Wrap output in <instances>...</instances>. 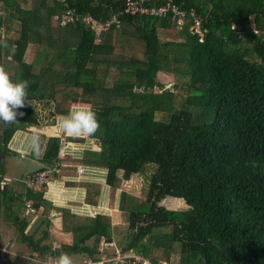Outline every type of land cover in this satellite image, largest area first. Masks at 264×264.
<instances>
[{"label": "trees", "instance_id": "trees-1", "mask_svg": "<svg viewBox=\"0 0 264 264\" xmlns=\"http://www.w3.org/2000/svg\"><path fill=\"white\" fill-rule=\"evenodd\" d=\"M0 1L10 6L19 0ZM43 1V10H26L19 36L0 32V67L13 82H29L31 102L18 110L23 116L15 124L0 122V149L11 151L14 133L40 125L44 110L51 119L68 115L75 102L88 103L100 123L90 136L99 148L86 149L80 161L107 169L111 199L146 165H157L144 196L121 190L128 231L116 239L124 251L154 264H264V0H173L186 14L181 28L170 16L125 14L119 26L100 34L82 22L60 25L55 15L62 4ZM69 1L100 21L125 3ZM192 12L201 19L200 31L192 28ZM5 20L0 13V28ZM31 43L37 50L28 62ZM160 72L185 93L166 87ZM39 135L32 156L44 146V167L52 166L61 137ZM76 185L86 188L87 203L98 202L100 184ZM28 190L26 199L60 212L64 231L73 235L71 244L38 248L44 258L83 252L101 259V239L117 234L110 215L74 214L52 206L43 196L46 186ZM168 196L187 206L160 205ZM25 209L22 196L0 183V220L23 234Z\"/></svg>", "mask_w": 264, "mask_h": 264}, {"label": "crops", "instance_id": "crops-1", "mask_svg": "<svg viewBox=\"0 0 264 264\" xmlns=\"http://www.w3.org/2000/svg\"><path fill=\"white\" fill-rule=\"evenodd\" d=\"M44 6H46V2L43 0H19L10 6H7L4 1H0V13L6 19V24L0 28L2 36L6 38L19 36L20 19L29 15L26 10L30 8L43 10ZM39 31L31 33L30 36L37 37ZM44 32L47 31L44 30ZM36 50V44L31 43L24 54L26 61L31 62L33 60ZM73 107L90 108V105L84 102H75L72 104L70 112ZM68 115H57L50 119L47 110H44V113H41L40 125L30 127L27 130H17L14 133L7 147L11 151L7 154L4 152L5 172L3 175L0 173L1 187L8 186L16 195H21L25 202L26 200L33 201V199H26L28 189H37L27 187L24 178L29 173L42 169L46 165L42 160L45 151L44 146L38 156H32L33 140L35 137L39 138V134H44L46 139L51 136H60L62 140L60 153L58 159L52 164L56 165L57 170L50 177V182L43 194L44 198L52 203V206L69 208L74 214L89 217L98 213L108 214L112 217L115 232V219L121 215L119 210L121 189L117 191L114 199H111V187L106 182L107 169L80 161L86 149H96L99 148V145L92 137L82 138L81 141L70 140L71 136L64 132L61 127V121ZM1 136L2 131H0V139ZM30 163L32 165L26 167ZM78 182H93L101 185L96 204L86 202V188L82 185H76ZM20 220L24 230L23 234L18 231L16 225L0 220V264H42L43 261L47 260L55 261L56 259L51 256L44 258L37 249L45 246V248L56 249L63 244L73 242V235L64 231L62 227L60 212L50 205L47 208L38 207L35 212H32L26 204V209L21 214ZM116 233L117 236L115 235L116 237L114 236L109 240H114L121 247L116 239L120 237V232L117 231ZM105 240L108 239H101L100 242L101 259L93 261L83 252H72L69 256L73 264H105L108 262L106 261L108 254L103 247ZM1 247H5L6 250H2Z\"/></svg>", "mask_w": 264, "mask_h": 264}, {"label": "built area", "instance_id": "built-area-1", "mask_svg": "<svg viewBox=\"0 0 264 264\" xmlns=\"http://www.w3.org/2000/svg\"><path fill=\"white\" fill-rule=\"evenodd\" d=\"M63 6L61 14L55 16L62 26L74 23L82 22L89 25L98 34L104 31H108L112 25L119 26L121 24V16L129 14L136 15H149L156 17H172L178 21L179 28L183 26L185 21V11L182 10L173 0H167L160 5H150L147 0H125L122 8L116 11L109 19L105 21L97 20L91 13L80 12L76 6L72 5L69 0H57ZM193 16L192 28L195 31H200L202 27L201 19L195 15V12L191 13ZM56 165L39 169L33 173H29L24 178L26 186L29 188L41 190L47 186L50 182V177L54 171H56ZM26 204L30 211L35 212L36 208L33 206L32 200H26ZM103 247L108 254L106 261L112 264H154L149 258L139 252L123 251L114 240H105ZM2 250H6L5 247H1ZM42 264H55V261L47 260Z\"/></svg>", "mask_w": 264, "mask_h": 264}, {"label": "clouds", "instance_id": "clouds-1", "mask_svg": "<svg viewBox=\"0 0 264 264\" xmlns=\"http://www.w3.org/2000/svg\"><path fill=\"white\" fill-rule=\"evenodd\" d=\"M28 87L27 80L13 82L5 69L0 67V122L5 126L15 124L17 117L23 116V112L18 110L24 108L26 103H31L27 100ZM61 127L71 137L86 138L100 130V123L93 109L73 107L70 114L61 121ZM33 144H39L38 137L34 138ZM55 264H73V261L67 253L61 252Z\"/></svg>", "mask_w": 264, "mask_h": 264}, {"label": "rangeland", "instance_id": "rangeland-1", "mask_svg": "<svg viewBox=\"0 0 264 264\" xmlns=\"http://www.w3.org/2000/svg\"><path fill=\"white\" fill-rule=\"evenodd\" d=\"M177 26H179L178 21H177ZM159 80L163 81L166 87L174 88L178 94L183 95L185 93V89H183L181 86L178 88L174 87V84L176 81L172 75L160 72ZM31 165L32 163H30L29 165H26V167H29ZM156 167H157L156 164L149 163L148 165H146V168L144 169L142 174L135 175L130 180L124 182V184L122 185V189L129 191L131 193H135L140 196H144L146 189H147L149 178L151 177V174L155 172ZM117 196H119V194H117ZM116 201H118V199H116ZM160 205L165 206L166 208H170V209H183L187 206L184 199L179 198V197H173V196H168L164 198L160 202ZM115 227H116L115 232L119 231L120 237L122 235L127 234L128 226H127V223L123 220L122 214L115 219Z\"/></svg>", "mask_w": 264, "mask_h": 264}, {"label": "water", "instance_id": "water-1", "mask_svg": "<svg viewBox=\"0 0 264 264\" xmlns=\"http://www.w3.org/2000/svg\"><path fill=\"white\" fill-rule=\"evenodd\" d=\"M5 157V153L3 150L0 149V170H1V175L4 174L5 172V168H4V164H3V159Z\"/></svg>", "mask_w": 264, "mask_h": 264}]
</instances>
